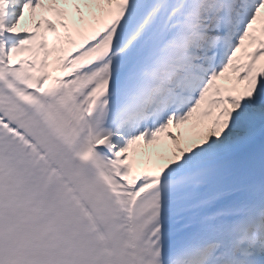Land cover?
<instances>
[{"label": "snow or ice", "instance_id": "1", "mask_svg": "<svg viewBox=\"0 0 264 264\" xmlns=\"http://www.w3.org/2000/svg\"><path fill=\"white\" fill-rule=\"evenodd\" d=\"M0 264H264V0H0Z\"/></svg>", "mask_w": 264, "mask_h": 264}]
</instances>
